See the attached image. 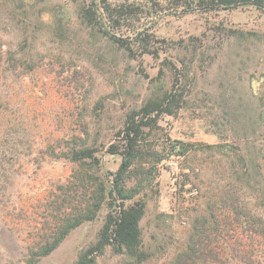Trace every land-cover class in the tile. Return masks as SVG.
Returning a JSON list of instances; mask_svg holds the SVG:
<instances>
[{"label":"rangeland","instance_id":"rangeland-1","mask_svg":"<svg viewBox=\"0 0 264 264\" xmlns=\"http://www.w3.org/2000/svg\"><path fill=\"white\" fill-rule=\"evenodd\" d=\"M166 8L157 0H0V144L10 149L5 202L18 239L45 234L49 200L67 191L85 200L98 183L105 187L95 218L38 264H78L97 243L123 202L112 193L123 158L111 147L124 152L129 116L166 93L179 107L145 129L123 178L133 194L125 205H145L144 259L108 246L94 264H176L195 220L221 192L242 187L243 205L256 203L237 177L245 181L251 155L264 163V10L166 15ZM143 31L151 34L147 54L110 36ZM84 148L95 159L71 161ZM84 174L96 185L81 181ZM230 247L228 240V257ZM0 264H11L1 240Z\"/></svg>","mask_w":264,"mask_h":264},{"label":"trees","instance_id":"trees-1","mask_svg":"<svg viewBox=\"0 0 264 264\" xmlns=\"http://www.w3.org/2000/svg\"><path fill=\"white\" fill-rule=\"evenodd\" d=\"M162 2H165L166 9L170 11L166 15L210 13L249 6L264 10V0H157V6L162 5ZM110 36L130 52L134 51V45L138 43L137 51L142 50V54L150 53V50H147L150 44L147 39L151 34L145 31L139 32L133 38L118 37L114 34ZM177 107L179 100L176 94L171 92L150 100L139 111L129 116L126 128L122 132L124 152H120L117 146H112L110 151V154H120L123 158L112 190V193H117L123 200L122 205L119 210L108 215L97 243L82 253L78 264H94L97 256L108 246H113L119 253L126 252L138 261L144 259L145 254L140 250L142 244L140 222L145 215V205L141 202L125 205V201L131 200L133 194L132 190L127 191L124 188L123 178L135 160L140 157L138 144L144 138L145 129L153 128L159 116L171 115ZM9 151L10 149L0 144V240L11 264H38L52 254L73 230L95 218L105 199V187L102 183L94 184L98 181L95 176L84 174L83 178L81 175V181L96 185L92 188L90 197L77 200V196L67 191L63 196L49 200L46 206L48 210L42 217L43 228L39 230L45 234L31 242L20 240L18 239L20 226L14 220H10L12 216L10 206L5 202L12 178L8 170L10 168L6 166ZM94 153V149L84 148L72 151L68 157L73 162H81L95 159ZM244 161L247 167L244 174L246 179L243 181V176H238L237 180L248 190L249 196L256 199V203L243 205L244 200L241 201L237 194L242 187L235 190L231 196L221 192L218 200L208 204L209 215L195 220L188 250L179 254L176 264H195L197 261L215 264H261L264 261L262 260L264 211H261V207L264 209V163H258V155H251L248 161L246 159ZM228 240L231 243L229 257L226 256L224 248Z\"/></svg>","mask_w":264,"mask_h":264}]
</instances>
